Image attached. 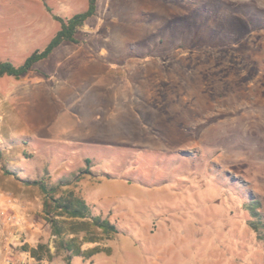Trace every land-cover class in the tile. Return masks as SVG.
Listing matches in <instances>:
<instances>
[{"label": "rangeland", "instance_id": "rangeland-1", "mask_svg": "<svg viewBox=\"0 0 264 264\" xmlns=\"http://www.w3.org/2000/svg\"><path fill=\"white\" fill-rule=\"evenodd\" d=\"M88 5L0 0L4 42L39 49L51 17ZM75 38L34 69L55 71L48 98L35 71L9 89L24 131L0 143L31 159V177L77 180L63 191L117 226L109 253L71 264H264L248 210L258 201L264 224V0H97ZM46 121L53 133L38 131ZM28 194V222L1 215L0 264H39L21 250L27 225L54 252L42 195Z\"/></svg>", "mask_w": 264, "mask_h": 264}, {"label": "trees", "instance_id": "trees-1", "mask_svg": "<svg viewBox=\"0 0 264 264\" xmlns=\"http://www.w3.org/2000/svg\"><path fill=\"white\" fill-rule=\"evenodd\" d=\"M88 8L68 20L57 16L53 19L60 24V30L50 43L41 51L33 53L21 66H16L9 61L0 60V79L10 76L20 79L26 75L38 62L47 59L52 52L65 42L77 44L75 38L77 31L96 14L97 0H88ZM0 152V159L3 160ZM5 175L14 176L20 180L17 172L3 165ZM73 178V177H72ZM76 176H74V179ZM51 177H42L37 180H20L25 186L37 188L43 196V220L49 225L54 241V252L47 243L39 242L34 247L24 244L22 252L27 253L37 263H52L57 257L62 256L67 264L75 258L90 260L101 253H109V249L102 244L119 234L116 225L108 218L95 214L87 202L70 188L76 182L69 178L59 179L51 183ZM260 203L251 200L248 205L253 221L250 223L255 233L260 227L264 228L259 213Z\"/></svg>", "mask_w": 264, "mask_h": 264}, {"label": "crops", "instance_id": "crops-1", "mask_svg": "<svg viewBox=\"0 0 264 264\" xmlns=\"http://www.w3.org/2000/svg\"><path fill=\"white\" fill-rule=\"evenodd\" d=\"M51 21H52L51 23L54 24L58 23L53 19V17H51ZM19 28L21 29V31L24 28L28 30L21 34H24L26 36L25 38H30L32 32H30L28 28H33L32 26L26 25V26H20ZM60 28H61L60 24L59 26L55 27L54 31H51L48 34V37L44 40V42L42 43L41 47H39V49H33L32 51H28V49L25 48L26 50L25 49L20 50V52H22L21 54L14 53L15 49H11L10 43L4 42V37L6 36V34L0 30V60L4 62L9 61L16 66H20L19 65L20 62L21 63L25 62L36 51L43 50L50 43V41L56 36ZM65 44H68V42H65L62 45H60L57 49H55L52 52V54L47 59L38 62L26 75H24L20 79H16L10 76H4L3 78L0 79V143H4V142L14 143V141H19L20 140L19 138L22 132L24 131L23 123L20 122V120L17 119L16 117L12 116V113L14 112V105L11 102L7 101L10 95L9 89L13 88V86L18 82L27 83L31 81L32 75L35 71L34 70L35 67L51 59L54 56V54ZM35 72H37V76H33V77L36 79V84L41 87L40 93L42 97L48 98L50 94V88L48 86V83L51 80H53L55 71H48L47 69H39ZM50 121L40 123L37 127L38 131L45 130L49 134L53 133L54 127L50 126L52 125ZM25 146L28 147L27 145ZM3 156H4L3 160L0 159V219L2 217L1 215H5L8 209L10 208V209H14L18 214V216H21L22 220L28 222V220H30L32 216L30 214L29 209L32 207L34 203V200L28 194V189L35 187L25 186L20 180L22 179L37 180L42 178L43 176L38 175L37 177H31L30 175H27L25 169V165H26L25 159L28 160L29 158H26L24 153H22L21 155H16L12 153L11 150H9L8 152H5ZM3 165H5L8 169L17 172L20 180H17L14 176L5 175L2 169ZM17 205L21 206L23 210H21V208L18 207ZM41 215L43 216V196H42ZM9 233L10 232L7 231V234ZM24 233H25L24 234L25 244H28L30 247H34L35 245H31L30 242L36 237L35 236L36 232L27 225L24 228ZM4 235L5 234H3V236Z\"/></svg>", "mask_w": 264, "mask_h": 264}, {"label": "built area", "instance_id": "built-area-1", "mask_svg": "<svg viewBox=\"0 0 264 264\" xmlns=\"http://www.w3.org/2000/svg\"><path fill=\"white\" fill-rule=\"evenodd\" d=\"M15 216H16L15 214L9 215V217L6 219V222L8 224H14V223H16L17 218ZM0 254H1V252H0Z\"/></svg>", "mask_w": 264, "mask_h": 264}]
</instances>
